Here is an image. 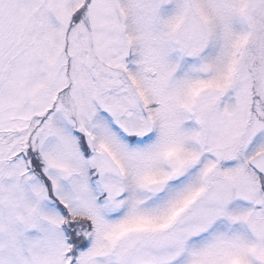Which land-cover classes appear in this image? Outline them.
Here are the masks:
<instances>
[{
  "label": "snow or ice",
  "instance_id": "snow-or-ice-1",
  "mask_svg": "<svg viewBox=\"0 0 264 264\" xmlns=\"http://www.w3.org/2000/svg\"><path fill=\"white\" fill-rule=\"evenodd\" d=\"M0 264H264V0H0Z\"/></svg>",
  "mask_w": 264,
  "mask_h": 264
}]
</instances>
